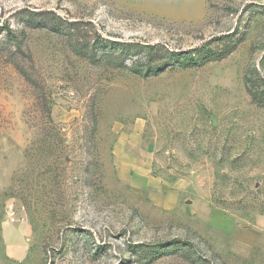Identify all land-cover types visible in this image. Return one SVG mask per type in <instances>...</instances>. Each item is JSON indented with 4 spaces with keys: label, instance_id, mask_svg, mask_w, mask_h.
I'll list each match as a JSON object with an SVG mask.
<instances>
[{
    "label": "rangeland",
    "instance_id": "374dc122",
    "mask_svg": "<svg viewBox=\"0 0 264 264\" xmlns=\"http://www.w3.org/2000/svg\"><path fill=\"white\" fill-rule=\"evenodd\" d=\"M108 41L225 54L144 77ZM128 126L189 204L118 179ZM262 217L264 0H0V264H264Z\"/></svg>",
    "mask_w": 264,
    "mask_h": 264
},
{
    "label": "crops",
    "instance_id": "0c3cea01",
    "mask_svg": "<svg viewBox=\"0 0 264 264\" xmlns=\"http://www.w3.org/2000/svg\"><path fill=\"white\" fill-rule=\"evenodd\" d=\"M138 136L139 134H137L134 126H128L125 130L117 132L111 152L118 179L125 182L132 192L144 195L150 203L161 209L173 210L179 206H185V203L189 204V198L192 195L189 183L184 179L165 180L153 175L150 167L152 156L138 142ZM208 220L209 223H231L223 231L225 234H234L235 241L238 240V234L241 236L245 230L236 228L233 219L226 220L211 212H209ZM257 223L261 224L258 225L259 227L253 234L252 242L253 245L257 243L260 247H264V217L260 218ZM239 244L241 247L246 248H252L253 246L249 245L245 239H242Z\"/></svg>",
    "mask_w": 264,
    "mask_h": 264
},
{
    "label": "trees",
    "instance_id": "16d2710c",
    "mask_svg": "<svg viewBox=\"0 0 264 264\" xmlns=\"http://www.w3.org/2000/svg\"><path fill=\"white\" fill-rule=\"evenodd\" d=\"M108 42L111 45L105 44L104 46H111L112 48L107 56L110 60L121 63L125 58H130L131 71L144 77L157 75L159 72L174 65H198L209 60L219 59L225 54L224 52L217 53L210 49H206L202 53H200L199 49H190L177 53L159 43ZM195 51H197V56L195 55ZM116 52L117 55L114 57ZM147 253L149 258L150 256L155 258L162 254L157 248H152Z\"/></svg>",
    "mask_w": 264,
    "mask_h": 264
}]
</instances>
